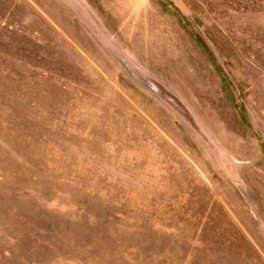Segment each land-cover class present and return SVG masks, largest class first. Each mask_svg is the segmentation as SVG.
<instances>
[{"label":"rangeland","instance_id":"1","mask_svg":"<svg viewBox=\"0 0 264 264\" xmlns=\"http://www.w3.org/2000/svg\"><path fill=\"white\" fill-rule=\"evenodd\" d=\"M0 264H264V0H0Z\"/></svg>","mask_w":264,"mask_h":264}]
</instances>
